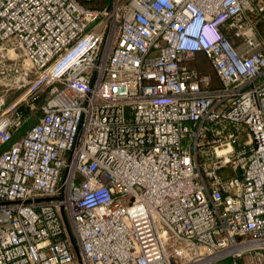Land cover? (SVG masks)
Listing matches in <instances>:
<instances>
[{"label": "built area", "instance_id": "1", "mask_svg": "<svg viewBox=\"0 0 264 264\" xmlns=\"http://www.w3.org/2000/svg\"><path fill=\"white\" fill-rule=\"evenodd\" d=\"M259 17L264 0H0V150L43 112L0 151V264H264Z\"/></svg>", "mask_w": 264, "mask_h": 264}, {"label": "trees", "instance_id": "2", "mask_svg": "<svg viewBox=\"0 0 264 264\" xmlns=\"http://www.w3.org/2000/svg\"><path fill=\"white\" fill-rule=\"evenodd\" d=\"M257 28H258L259 33H261L264 36V17L263 18L259 17V19L257 21ZM199 57L197 56L196 60H194L192 62V65L197 67L202 72L211 73V75L213 76V79H217V75H216L214 69L212 68V66L210 64L209 59L205 55L201 56V58H199ZM42 100L43 99H41V101ZM22 111L27 116V121H26L25 125L22 128H20V130L14 135L12 141L10 143L6 144L5 146H3L2 149L10 147L15 141H17V139L20 138V136H22L34 124H36L38 122L40 116L43 114L42 110H39L37 112L30 111L28 106H24L22 108Z\"/></svg>", "mask_w": 264, "mask_h": 264}, {"label": "rangeland", "instance_id": "3", "mask_svg": "<svg viewBox=\"0 0 264 264\" xmlns=\"http://www.w3.org/2000/svg\"><path fill=\"white\" fill-rule=\"evenodd\" d=\"M261 37L264 39V36L260 33ZM243 139H247V136H244ZM227 263V261H225Z\"/></svg>", "mask_w": 264, "mask_h": 264}, {"label": "water", "instance_id": "4", "mask_svg": "<svg viewBox=\"0 0 264 264\" xmlns=\"http://www.w3.org/2000/svg\"><path fill=\"white\" fill-rule=\"evenodd\" d=\"M68 226V225H67ZM68 228H69V226H68ZM70 235H71V239H72V241L74 242L75 240H74V237H73V235H72V233L70 232Z\"/></svg>", "mask_w": 264, "mask_h": 264}, {"label": "crops", "instance_id": "5", "mask_svg": "<svg viewBox=\"0 0 264 264\" xmlns=\"http://www.w3.org/2000/svg\"><path fill=\"white\" fill-rule=\"evenodd\" d=\"M203 55H204V54H202V53H199V54H198V57L200 56L199 58H201V56H203Z\"/></svg>", "mask_w": 264, "mask_h": 264}]
</instances>
